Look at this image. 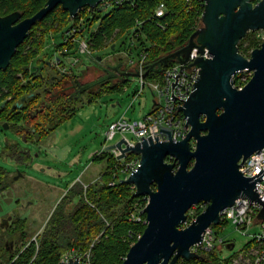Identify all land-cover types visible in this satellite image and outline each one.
Listing matches in <instances>:
<instances>
[{
	"label": "water",
	"instance_id": "water-1",
	"mask_svg": "<svg viewBox=\"0 0 264 264\" xmlns=\"http://www.w3.org/2000/svg\"><path fill=\"white\" fill-rule=\"evenodd\" d=\"M104 1L47 0L32 17L22 18L18 11L0 17V71L9 67L31 28L54 8L60 5L74 18L79 10H94ZM256 31H264V0H205L201 26L187 44L150 66L153 69L170 59L183 65L193 49L200 54L207 50L210 55L181 68H199L193 91L178 107L190 127L183 140L142 141L129 146L120 139L105 148V152L117 149L118 159L126 153L139 157L137 169L122 182L135 186L134 198H148L142 210L145 229L121 264H177L180 259L200 258L191 247L201 244L205 230L220 224L221 210L241 197L261 205L257 217L264 218L256 181L239 170L248 157L264 147V41L249 58L238 48L248 32ZM69 70L81 71L73 67ZM243 71L251 72L252 77L238 89L234 78ZM123 74L140 76L138 69ZM167 158L172 162H166ZM201 202L206 204L205 209L187 225L188 211ZM58 264H81V260L70 258Z\"/></svg>",
	"mask_w": 264,
	"mask_h": 264
},
{
	"label": "trees",
	"instance_id": "trees-1",
	"mask_svg": "<svg viewBox=\"0 0 264 264\" xmlns=\"http://www.w3.org/2000/svg\"><path fill=\"white\" fill-rule=\"evenodd\" d=\"M109 1V6L113 8L105 16H101L104 10L102 4L94 10L85 7L74 18H70L69 13L59 5L31 28L9 67L0 71V124L7 122L10 130L19 136L25 134L29 124L35 129L37 140L42 141L66 120L71 119L78 106L93 103L102 94L121 90L127 82L123 73L137 70L125 66L122 60L116 67L97 62L95 66L100 69L101 75L92 81L82 82L84 71H64L65 65L59 59L57 68L45 65V69L51 71L35 74L32 62L43 51L49 35H61L58 48L63 55L73 51L77 36L86 30L83 28L84 23L87 28L98 23L88 40L91 53L112 47L126 35L139 41L143 36L150 44L141 52L146 55L143 73L147 72L144 77L147 80L152 77L161 78L166 69L174 66L178 61L170 59L166 64H156L150 69L153 64L183 48L191 34L201 26L203 6L198 0ZM258 1L252 0L253 3ZM46 2L47 0H0V17L16 11L22 14V18L32 17ZM161 2L166 5V15L155 19L154 11ZM89 15L93 17L89 19ZM132 31L134 33L129 35ZM260 45L256 34L249 32L239 42L238 48L245 56ZM234 80L237 85V77ZM68 86L80 90L73 95L64 94L63 90ZM16 104H20V107ZM4 156L26 165L33 158L30 151H22L14 145L5 147ZM104 157L107 158V166L99 178L90 183L76 182L68 188L35 241L27 231V221L21 218L14 220L12 227L15 226L18 231L20 245L0 264H58L70 251H75L78 255L88 253L87 264L123 262L137 237L142 235L145 225L129 220L133 206L139 200L133 197L134 191L130 186L123 182L109 186L111 173L117 164L114 155L97 153L92 161L97 162ZM132 158L128 156L126 159L128 161ZM166 161L172 162L169 158ZM9 174L0 167V197L13 182ZM75 199L77 202H74ZM199 213L201 212H197V215ZM141 218L144 219L145 216ZM250 245L247 243L246 246ZM221 253L222 250L217 248L200 254L198 259H180L177 264H229L232 256L222 258ZM85 261L84 258L82 262Z\"/></svg>",
	"mask_w": 264,
	"mask_h": 264
},
{
	"label": "rangeland",
	"instance_id": "rangeland-1",
	"mask_svg": "<svg viewBox=\"0 0 264 264\" xmlns=\"http://www.w3.org/2000/svg\"><path fill=\"white\" fill-rule=\"evenodd\" d=\"M112 8V6L105 8L101 12V16L108 14ZM92 17L93 15L88 16L89 19ZM97 25L98 23H95L87 28V24L84 23L83 28L86 30L77 36L73 51L63 56L59 54L58 48L61 35H49L50 37L46 40L43 51L32 62V66H37L42 71L43 65L38 62L40 57H45L47 62L50 61L54 69L58 67L57 58L67 68L73 64L74 70L81 68L85 71L87 68L95 66L93 64L95 62L115 66L122 60L126 66L130 60L134 63L137 62L142 50L150 46L143 36L139 41L126 35L127 37L124 36L125 40H118L112 47L105 48L101 52H93L91 55L81 53L78 49L81 41H86L88 44L89 36L95 31ZM250 33H255L256 38L261 43L264 41V31ZM123 41L125 42L123 43ZM130 49L131 53H129ZM250 52L245 57L249 58ZM98 57H100V60H97ZM75 59H78V63H74ZM45 70L51 71L48 68ZM45 70L42 72L45 73ZM235 77H237L236 86H244L252 77V73L243 71L236 74ZM125 78L127 82L121 90L102 94L95 102L85 103L81 107L78 106L76 114L71 119L66 120L56 131L40 141L38 145L26 144L13 131H2L0 128V167L11 174H16L15 177L17 178L20 175L22 176V178L12 182L8 191L0 197V200L3 199L0 214L7 217V215H14L15 213L17 216L20 215V218H24L27 221V231L33 236L32 239L43 232L54 207L68 188L76 182L90 183L97 180L106 168L107 158L104 157L102 160L94 162L92 156L95 153H108L113 156V152H105V148L114 145L123 138L122 135L117 134L113 140L107 141L108 125L120 118L131 121L141 120L146 115L152 114L153 103L158 101L157 96L152 93L148 85L139 93L141 85L137 77ZM146 81L152 84L158 83L161 87L164 85L163 76L161 78L152 77ZM159 101L162 106L165 105L164 99ZM124 136L131 141H136L131 134ZM6 139L19 143L24 149H30L33 156L31 166L17 163L4 156ZM194 144V141H192L191 146ZM130 157L135 158L138 156L130 155ZM74 202H77V200L75 199ZM22 206H25V208ZM205 207L206 205L202 202L193 206L187 213V225L196 217L197 212H202ZM187 225L182 227L184 228ZM212 229L215 236L234 244L232 251L229 248H218L222 250V258H227L233 252L243 249L247 243L252 244L253 236L262 232L259 225L253 224L248 229L237 230L232 224H223L222 222L217 226L212 225ZM6 259L5 257L4 260Z\"/></svg>",
	"mask_w": 264,
	"mask_h": 264
},
{
	"label": "built area",
	"instance_id": "built-area-1",
	"mask_svg": "<svg viewBox=\"0 0 264 264\" xmlns=\"http://www.w3.org/2000/svg\"><path fill=\"white\" fill-rule=\"evenodd\" d=\"M198 1L202 4L204 9L205 0ZM100 4H102V8L105 9L109 7L110 1L106 0ZM165 15L166 5L161 2L156 7L153 16L155 19H161ZM133 33L134 31L130 32L129 35H132ZM76 41L77 39L75 42ZM78 49L81 53L91 55L86 41H81ZM200 56L208 58L210 55L207 50H204V52L200 54L197 49H193L189 55L188 61L185 64L181 65L177 62L174 66L166 69L163 74V87H161L158 83H147L145 78L141 76L146 58L144 53L139 55L137 62L134 63L132 60L128 61L127 65L138 69L140 73V76L137 77L141 85L139 93L146 85H148L152 93L157 96L158 101L153 103L152 114L146 115L141 120L131 121L125 118H120L110 123L106 132V140H113L117 134L122 135V139H124L129 146H134L135 143L142 141L163 143L170 141L178 142L183 140L189 132L190 127L187 126V120L178 110V107L188 99L193 91V86L199 76V68L193 65L189 68H181L182 66L192 64V62ZM74 63H78V59H75ZM70 67H73V64ZM70 67H65L63 70L67 71ZM236 87L238 89H242L243 86L238 85ZM161 99H164L165 101L164 106L160 104L159 100ZM126 134L133 135L136 141L134 142L127 139L124 136ZM124 147L125 146L123 145V148ZM191 147L194 148V145ZM111 152H113V155L117 160V164L114 166L115 170L111 173L112 179L109 182V186H114L116 183L126 180L129 175L137 169L139 166V157H135L127 161L126 158L133 154L126 153L124 158L118 159L117 157L120 155V152L117 149H114ZM239 170L244 177L251 178L256 181V193L259 196L260 202L264 205V147L248 157L241 164ZM129 186L133 191H135L134 185ZM140 201L145 203L142 204ZM147 203V197H139V200L133 206V211L130 213L129 220L146 226V218L142 219L141 217L144 215L142 214V210ZM261 209V205L250 202L248 199L241 197L238 198L232 206L221 210L220 223H230L235 226L237 230L248 229L253 224L259 225L262 228L261 233L253 236L252 244L250 246H245L243 249L231 254L232 257L229 264H264V218L259 219L257 217ZM140 237L141 235L137 237V240ZM35 239L36 238L32 240L35 241ZM220 247H223L222 249L231 247L232 249H230V251H232L234 244L230 241H225L223 238L215 236L211 225L205 230L201 244L194 245L190 250L200 255L212 252ZM77 257H80L81 264H87L89 254L85 253L83 255H78L75 251H70L66 253L61 260L68 261L70 258L75 259ZM84 258L86 261L82 262Z\"/></svg>",
	"mask_w": 264,
	"mask_h": 264
},
{
	"label": "flooded vegetation",
	"instance_id": "flooded-vegetation-1",
	"mask_svg": "<svg viewBox=\"0 0 264 264\" xmlns=\"http://www.w3.org/2000/svg\"><path fill=\"white\" fill-rule=\"evenodd\" d=\"M59 54L61 56H63L62 52H60V51H59ZM46 60L47 59L45 57H40L38 59V62L39 63H42V65H43V68H41L42 71L45 70V67H44L45 65H47L49 67H52V65H53L52 63H50V61L47 62ZM56 61L58 63L59 58H57ZM95 63H97V62H95ZM95 63H93V64L95 65ZM31 67L32 68L34 67L33 68V71L35 72V74H42L43 73L40 70L39 67L32 66V65H31ZM37 69L39 70L38 72L36 71ZM78 70H82V69L79 68ZM83 73H84V76L85 77L82 80V82L92 81V80L96 79L97 77H99L101 75L100 69H98L96 66H92V67L87 68L86 71H84ZM79 90L80 89L77 90V88H75V87L68 86V87H65L64 88L63 93L64 94H67V95H73V94L77 93V91H79ZM17 107H20V106H17ZM0 128H1L2 131L10 130V127L7 124V122L1 123L0 124ZM28 131H31V132L29 133ZM18 137L23 142H25L26 144H32V145H38V144H40V141L37 140V137H36V134H35V129L34 128H31L29 124H27V127L25 129V134L23 136H19L18 135ZM9 145H14L16 147H19L20 150H22V151H30V149H24V148H22L19 143L10 141L9 139H6V145H5V147L6 146H9ZM96 154L97 153H95L93 156H95ZM32 162H33V158L31 159V162H29L27 164V166H31L32 165L31 164ZM9 175H10L11 179L13 180V182H15V180H17L19 178H22L21 175L18 176V178L15 177V176H17L16 174H11L10 173ZM63 196H64V194H63ZM61 198H60V200H61ZM2 202H3V199L0 200V212H2V210H1L2 209V207H1ZM22 207L25 208V206H22ZM17 218L19 219L20 218V215L17 216L15 213H14V215H7V217L1 216V214H0V263L4 262V258L5 257L6 258H9L18 249V247L20 245L19 238H18L19 237L18 231L15 230L16 229L15 226L12 227V224H13L14 220L17 219ZM21 219H24V218H21Z\"/></svg>",
	"mask_w": 264,
	"mask_h": 264
},
{
	"label": "crops",
	"instance_id": "crops-1",
	"mask_svg": "<svg viewBox=\"0 0 264 264\" xmlns=\"http://www.w3.org/2000/svg\"><path fill=\"white\" fill-rule=\"evenodd\" d=\"M232 249L231 247L229 248V250Z\"/></svg>",
	"mask_w": 264,
	"mask_h": 264
}]
</instances>
